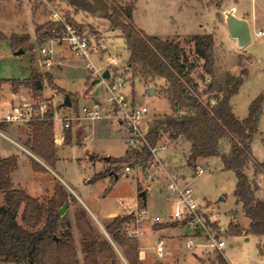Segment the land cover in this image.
Segmentation results:
<instances>
[{
  "label": "rangeland",
  "instance_id": "rangeland-1",
  "mask_svg": "<svg viewBox=\"0 0 264 264\" xmlns=\"http://www.w3.org/2000/svg\"><path fill=\"white\" fill-rule=\"evenodd\" d=\"M118 1L124 5L131 2L135 3L136 0ZM136 2L137 15L144 17V19L148 18L147 20L155 25V29L162 30L166 24L163 15L168 12L173 15V24L179 29L190 22L189 13L183 18L174 16L172 12L173 6L176 5L174 0H137ZM202 3L204 6L214 5L218 9L216 13L215 10L202 8V6H198L201 11H198V8L192 9L193 15L197 12L195 15L201 19L198 23L202 26L199 27L198 24L196 26L199 29L205 28L206 32L212 31V23L215 18L212 32L213 74H207L203 70V59L196 55L193 42L189 39L191 36H183L174 40L182 47L189 64L192 66L187 65L184 70L177 66L172 71L188 73L192 79V84L197 82V86L192 87V90L198 94L203 102L210 100L214 104L216 102L214 97L217 95L212 93L213 91L210 92L208 86L221 82L226 73L237 75L242 68H245L246 73L243 82L230 100L232 112L236 116L244 117L248 114L250 102L258 94L264 92V34L257 35L254 32L257 30L264 31V11L259 8L253 9L249 0L241 2L244 12L249 18L251 19L253 15H256L257 19L256 27L254 26V29L252 27L251 43L241 48L226 32L221 0H205ZM230 3L223 4L230 8ZM55 7L61 14L66 15L78 26H81L83 31L89 33L97 42L103 43L104 47L99 52L90 55L96 66L105 64L108 55H116L119 59L118 65L121 68L115 73L126 82L122 89L123 92L132 97L137 104L145 105L150 118L171 113L170 105L166 99L162 98L156 91L153 96L146 92L148 83L152 85L153 89H159L165 83L164 79L155 78L153 81H149L148 77L142 76L139 72H125L122 68L128 56L124 50L123 38L115 35L119 33L118 30L109 31L112 30V27L106 19L97 16V14L74 9L65 1H56ZM48 16V7L42 0L23 2L0 0V32L6 36V38L0 39V80L27 79L30 77L31 68H34L45 77L43 85L41 89L35 91L24 85L16 84L14 88L17 90L16 92H21L20 100L27 98L33 100L35 104L43 101L46 104V109L53 110L57 113L56 115H70L73 110L89 100L82 97L85 93L91 96L89 91L93 86L90 85V89H86V82L92 81L95 77L85 65L87 60L74 55L64 45L59 44L54 47L53 63L50 66H45L42 63L40 48L49 45L50 40L48 37L36 40L34 28L36 25L49 21ZM192 28L194 29V27ZM12 34L28 35L33 44L32 50L15 54L9 41ZM113 68V66L110 67V70ZM46 76L49 77L51 83L47 81ZM53 87H56L58 91ZM94 89L101 95L102 99H105L107 92L102 82L96 83ZM64 91L65 94L73 95L71 107L61 105ZM52 93H56V96ZM6 109L4 104L0 105L1 114ZM72 122L71 126L63 132L65 135L64 142L59 145L54 144L57 159L53 164L44 162L42 158L31 152L28 146L31 143L32 130H28L25 126H13L15 135H19V139L7 131L10 127L8 124L4 126L3 132L21 142L33 156L27 154L8 138L0 135V157L14 155L17 158V167L10 176L14 187L24 189L31 196L41 201L52 197L59 204V208L63 204H67L60 222L68 221L70 224L80 264H82L85 247L96 245L97 242L103 240L111 245L117 262H125L121 247L105 231L106 224L111 221V219L106 218L125 212L126 206L133 205L135 201L139 202L141 207L146 210V215L137 223L131 222L128 226H123L121 234L138 242L137 251L139 254L140 243L135 230L147 228L143 229L145 235L141 239L147 249L142 258L139 257L137 264H213L216 254L221 250L205 245L191 248L187 246L188 240L197 244L206 243V237L198 230L178 221H166L167 223L152 221L153 216L165 219L169 213L170 200L165 196V185L170 179H177L180 184L186 183L191 187L195 199L203 209L205 218L212 224L213 234L218 235V239L224 240L225 246L222 248V255L227 262L229 264H255L251 258L255 235L248 237L242 236L244 234L229 235L228 225L230 221L245 227L248 219L244 216L241 205L236 201L233 193L236 183L235 175L233 171L223 169L219 157L213 156L209 158L208 162H199L198 165L204 168L205 172L195 174V169L187 166L185 162L189 153L187 142L181 138L171 141L163 137L156 147V157L164 152V147L170 151L171 157L163 158L161 160L162 165L156 160L151 164L148 162L142 164L138 174V184L135 173L133 171L125 172L123 168L117 171V178L107 174L95 179L97 173L115 166L112 160H105L106 156L113 159L125 155L126 140L123 129L125 123L123 128H119L114 123L104 125L102 122L82 121L79 123L82 127L78 129L72 125ZM143 127L145 129L144 125ZM54 131H60V124L57 119H54L53 134ZM174 148L175 151H173ZM220 149L222 151L228 149L226 138L221 139ZM251 151L257 161L264 160V103L259 116L258 131L251 143ZM32 161L35 162L38 171L33 169ZM245 172L251 183L258 186L255 192L256 198H262L264 196V171L254 173L253 164L249 163ZM147 174L151 175V182L156 184L151 191L148 187L151 183H147L145 178ZM63 181L72 188L76 194L74 195L78 196L83 204L69 194L72 192L67 190ZM138 187L145 192L149 191L150 197H147L144 203L138 196ZM2 203L3 193L0 190V205ZM123 214L125 213L121 215ZM174 222L179 225L170 226ZM162 224H168V226L163 227L164 230L154 233L155 226ZM158 236L163 237L164 242V250L160 255L155 251L160 240ZM260 246L261 250L264 251V242Z\"/></svg>",
  "mask_w": 264,
  "mask_h": 264
},
{
  "label": "trees",
  "instance_id": "trees-1",
  "mask_svg": "<svg viewBox=\"0 0 264 264\" xmlns=\"http://www.w3.org/2000/svg\"><path fill=\"white\" fill-rule=\"evenodd\" d=\"M55 5L56 1H65L74 9L82 10L106 19L112 29L118 30L123 38L124 49L128 56L122 65L125 72H139L148 77L164 79L157 94L166 99L171 108L170 114L152 116L145 124L144 142L137 150H127L123 157L109 158L114 168H107L95 175V179L113 175L117 178V171L127 165L152 162L154 157L150 149L156 148L163 137L175 141L183 139L189 146L186 164L196 169L200 160L213 156L220 158L225 170L233 171L236 179L234 196L241 204V210L249 219L247 227H241L237 222H229V235H264V196L256 198L257 184L251 183L245 172L249 163L253 164L254 173L264 171V160L257 161L251 151V143L258 131L259 116L264 103V92L258 94L248 106V115L238 118L231 114L229 100L243 82L246 70L242 68L237 75L226 73L221 82L209 85L208 90L214 93V104L203 102L192 87V79L188 73L173 72L179 66L184 70L190 65L186 54L178 42L172 39H161L147 35L136 27L132 19L134 2L120 4L118 0H46ZM41 2V1H40ZM73 26L83 31L73 20L64 15ZM63 24L47 21L36 25L34 38L40 40L61 34ZM6 36L0 32V39ZM194 51L203 59V70L213 74V37L212 34L193 35ZM13 52L18 49L32 50L33 44L28 35L9 37ZM114 72L119 65L113 66ZM47 81L51 80L46 76ZM45 77L31 68L30 77L23 80H0V83H10L14 86L24 85L32 90H39ZM91 81L86 82V89H90ZM148 83L146 87H152ZM154 87V86H153ZM58 91L56 87H53ZM63 91V90H60ZM209 92V93H210ZM65 95V91L63 92ZM72 104V94H68ZM210 99V98H209ZM53 110L45 111L43 118H32L28 126L32 130L31 143L28 146L33 154L39 156L48 164H53L56 148L53 143ZM227 138L229 151L221 152L220 141ZM91 160L93 158L91 157ZM17 167L14 155L0 157V190L3 193V203L0 205V259L13 264H80L75 241L68 221L60 222L58 214L59 204L54 198L39 200L31 196L22 188L13 186L11 173ZM32 167L38 171L35 162ZM138 193L141 188H137ZM144 203V202H143ZM19 217V220H18ZM133 221L131 213L114 216L105 226V231L111 239L121 247L125 262H117L115 252L106 241H99L96 245L85 247L82 264H137L139 254L138 242L135 239L122 236L121 229ZM167 223V222H163ZM210 224V223H209ZM170 225V224H169ZM179 225L174 222L170 226ZM168 226L162 224L156 229ZM212 227V224H210ZM219 238L218 235H215ZM261 255L264 251L257 246ZM213 264H229L221 252H218Z\"/></svg>",
  "mask_w": 264,
  "mask_h": 264
},
{
  "label": "built area",
  "instance_id": "built-area-1",
  "mask_svg": "<svg viewBox=\"0 0 264 264\" xmlns=\"http://www.w3.org/2000/svg\"><path fill=\"white\" fill-rule=\"evenodd\" d=\"M30 1V0H18ZM48 7V19L52 22H60L63 24L61 34H56L49 38L50 44L46 47L40 48L42 55V63L45 66H50L53 63L54 47L56 45L66 46L74 55L85 58L87 60L86 67L90 69L92 75L98 78L99 81L104 83L107 96L104 101L92 98L89 94L85 93L83 99H89L77 107V111L70 113V115L58 116L53 111L51 120L54 124V119L60 124V131L53 134V142L56 145L62 144L65 140L64 130L71 126L74 120H115L125 123L128 132V150H137L144 142V133L147 120L150 118L148 110L145 105L137 104L132 97L123 92L126 84L120 75H117L110 67L118 65L119 59L116 55H108L107 61L101 66H96L91 60L90 55L99 52L104 47L102 42H97L85 31H80L78 28L69 23L63 14L57 10L55 5L46 0H42ZM258 35H263L264 31H258ZM109 71L108 78H102L101 75L104 70ZM71 107V106H70ZM46 104L40 101L35 104L33 100H24L22 103L12 104L2 116H0V123L5 124H22L28 123L32 118H43L46 111ZM0 135L6 137L0 131ZM7 138V137H6ZM157 148L150 149L153 154L152 162L156 160ZM157 161V160H156ZM140 164L130 165L124 167L125 172L133 171L136 176V182L139 183V170ZM205 169L197 166L195 174H202ZM146 182L151 183L152 177L150 174L145 175ZM170 200L169 213L165 219L159 216H153L152 221L162 223L166 221H178L193 229L198 230L199 233L204 235L209 242V245L217 250H221L224 246L223 240L216 238L212 232V228L205 218L203 209L200 203L195 199L192 189L188 184H178L175 181H170L168 184V196ZM133 216L132 222H139L146 215V210L141 207L140 203L135 201L133 205L129 206L128 212ZM136 231V230H135ZM133 230V232H135ZM164 250L163 241L159 240L155 251L157 254H162ZM0 264H13L0 259Z\"/></svg>",
  "mask_w": 264,
  "mask_h": 264
},
{
  "label": "crops",
  "instance_id": "crops-1",
  "mask_svg": "<svg viewBox=\"0 0 264 264\" xmlns=\"http://www.w3.org/2000/svg\"><path fill=\"white\" fill-rule=\"evenodd\" d=\"M136 1L134 3V7H133V10H132V19H133V22L136 25V27L139 28V29H141V30H143L147 35L157 36V37H159L161 39H172V40H174L175 38L179 39L180 37H183V36L212 34V32H213V26H214V20H215V18H214L213 23H212V31L211 32H206L205 28L199 29L196 26L197 24L199 25V27L202 26L200 23H198L201 19L198 16L195 15V14H197V12L194 15L192 13L193 10H196V8H198V11H201L200 10V7H198V6H202V8L204 7L206 9H213V10H215V13H216L217 10H218L216 6H214V5L204 6L203 5L202 2H205V0H174V1H176L175 2L176 5H174L173 8H172V10H173L172 12L174 13V16L175 17H178V18H183V17H185L187 15V13H189L190 22H188L187 25H185V27H182V28L179 29L178 26H176L175 24H173V22H174L173 15L168 12L165 15H163V18H164V21H166V24H164V27L162 28V30L161 29L160 30L155 29L156 28L155 25L152 22H150L149 20H147L148 18L147 19H144V17H139L137 15L136 7H135V4L137 3ZM199 1H200V3H199ZM226 2H229V3L232 2V3H230L231 4V7L230 8H227L225 6V4H223V3H226ZM241 2H243V0H221V10L224 13V20H225V14L227 12H231L236 18L244 19L247 22V25H248V28H249V32H250V36H251V39H250V42H249V44H250L251 41H252V27H253V29H254V26L256 27L257 19H256V15L255 16L253 15L251 17V19L249 18V16L244 12V8L241 5ZM249 2H250V4H251V6H252L253 9L255 8V10H256V8H259L260 10L264 11V0H249ZM224 23H225L224 26H225V29H226V32H227L228 36L231 39L235 40L236 41V44H237V40L234 39V38H232L229 35L228 30H227V26H226V22H224ZM192 27H194V29ZM109 31L110 32H114L116 30L115 29H112V30H109ZM258 31H261V30L254 31L255 34H257ZM115 35L121 37L120 32L119 33H116ZM237 46H238V44H237ZM126 53L128 55V52L127 51H126ZM99 82H101V81H99ZM102 84L104 85L103 82H102ZM94 85H92L93 87L89 91L90 92V95H91L90 97L99 99L101 101H104V99L101 98V95L99 93H97V92L94 91L95 90L94 89ZM52 94L54 96H56V93H52ZM20 96H21V92L20 91L13 92V90L11 89V84L10 83H2V84H0V105L1 104H4L5 107L8 109L12 104L22 103L24 100H29L27 98H22V100H20ZM232 96H231V98H232ZM231 98H230V100H231ZM230 100H229V103H230V106H231ZM210 103L213 104V102H210ZM74 111H77V109L74 110ZM3 114L0 113V116H2ZM231 114L234 115V116H236L232 112V107H231ZM236 117L243 118V117H240V116H236ZM82 121H85L86 122V121H91V120H74L72 122V125L76 126V128L79 129L80 127H82L81 125H79V123L82 122ZM93 122H102V123H104V125H108V124H113L114 123L119 128H123V125H124L123 122H118V121H115V120H94ZM5 125H6L5 123H0V131L2 133H4L3 132V128H4ZM8 125H10V127L7 129V131L10 132L13 137L16 136V139H19V135H17V134L15 135V131H14V127L13 126H25L28 130L30 129V127L28 126L27 123H22V124H8ZM123 129H124V134H125L126 151H127L128 150L129 132H128V129H127L126 125H125V127ZM4 134L6 135V137L9 140H11L13 143H15L20 148H22L27 154L29 153L30 155H32L31 152H29V150L26 149V146H24L21 142L16 141L15 139L9 137L6 133H4ZM23 143L26 144L25 142H23ZM227 143H228V149L226 151H222L221 150V152L227 153L229 151V142H228V140H227ZM163 150H164V152H162L159 155V157L156 158V160L161 165H162L161 160L163 158L166 157V159H168V158L171 157L170 156V151L167 148L164 147ZM175 150L176 149L174 148L173 151H175ZM3 157H7V156H3ZM208 160H209V158L208 159H205V160H200L199 162L200 163L208 162ZM198 166H200V165H198ZM170 181H175L178 184H180V182L177 179H174V180L173 179H170L169 181H167L166 182V185H165V196H168V184H169ZM63 183H64V181H63ZM64 185H65V187L67 188L68 191L72 192V193H69V194L72 195L73 197H75L77 200H79V202H81L83 204V201L78 196H75L76 194L74 193V191L72 190V188L68 184H66V183H64ZM155 185H156L155 182H151L150 186H148L150 188V191L152 190V188ZM147 197H150L149 191L146 192V198ZM129 206H131V205H127L126 206V211L125 212H122V213H127ZM122 213H119L117 215H121ZM91 215L94 218H96L93 215V213H91ZM117 215H115V216H117ZM113 217L114 216H110L109 218H106V219H112ZM248 224H249V219H248L247 226H248ZM242 226H244V225H242ZM247 226H245V227H247ZM143 229L145 230L147 228H138L136 230V232H135V233H137L138 241L140 243L139 244V257L140 258H142L143 254L145 253V251L147 249V246H145V243L141 240L142 237L145 235V231ZM162 230H164V228H160V229H157V230H153V232L154 233H158L159 231H162ZM242 236L248 237V236H250V234H248V235H242ZM159 238H160V240L163 241V239H162L163 237H159ZM220 240H223V239H220ZM223 242H224V240H223ZM262 242H264V235L255 236V239L253 240V243H252V248H253L252 250L253 251H252V257L251 258L253 259V262L255 264H262L264 262V255H261L260 254L259 249L257 247ZM163 244H164V242H163ZM203 245L213 248L212 246L209 245V242H208L207 239H206V243L205 244L193 243L191 240H188L187 241V246L189 248H191V247H197V246H203ZM224 246H225V243H224ZM221 253H222V249H221Z\"/></svg>",
  "mask_w": 264,
  "mask_h": 264
},
{
  "label": "water",
  "instance_id": "water-1",
  "mask_svg": "<svg viewBox=\"0 0 264 264\" xmlns=\"http://www.w3.org/2000/svg\"><path fill=\"white\" fill-rule=\"evenodd\" d=\"M225 22L227 26V30L229 35L237 40V44L239 47L243 48L247 46L250 42L251 36L249 32V28L247 25V22L244 19H239L236 18L231 12H227L225 14ZM23 50L18 49L15 51V54L21 53ZM102 78H108L109 77V71L106 69L103 71ZM99 82L98 78H95L91 81V84L94 85L95 83ZM147 94L150 96H153L155 94V91L152 87H147L146 88ZM64 107H70L71 106V100L69 98L68 94H65L63 97V102L61 104ZM109 156L105 157V160H108ZM138 196L145 202L146 200V192L145 190H141L138 193ZM67 207V204H63L59 209H58V214L62 215Z\"/></svg>",
  "mask_w": 264,
  "mask_h": 264
}]
</instances>
